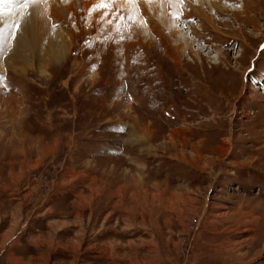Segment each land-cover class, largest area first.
Here are the masks:
<instances>
[{
  "label": "rangeland",
  "instance_id": "obj_1",
  "mask_svg": "<svg viewBox=\"0 0 264 264\" xmlns=\"http://www.w3.org/2000/svg\"><path fill=\"white\" fill-rule=\"evenodd\" d=\"M1 1L0 264H264V0Z\"/></svg>",
  "mask_w": 264,
  "mask_h": 264
},
{
  "label": "bare ground",
  "instance_id": "obj_2",
  "mask_svg": "<svg viewBox=\"0 0 264 264\" xmlns=\"http://www.w3.org/2000/svg\"><path fill=\"white\" fill-rule=\"evenodd\" d=\"M14 2H16V0H13ZM98 2V4L101 3V0H96ZM193 1L195 0H183V3L187 4V7L191 13V11H193V13L195 12V14L198 15V18L203 20L204 18V21L205 19L208 20V21H211V18L210 16H206L205 13V10H218L219 12L221 11V8L220 6H218L217 4H219V2H222V0H213V1H209V0H198V3H195L193 5ZM2 3V1L0 0V4ZM68 3V1H67ZM112 3V2H111ZM258 3L260 4V2L258 1ZM8 5V2L6 3ZM43 4V3H42ZM42 4L41 3H37V4H30L27 8H22L21 6L15 10L14 12L11 11V13H20L21 15H19L18 17L16 18H13L10 19V17H8V15H4L5 17L7 18H4V23H5V26H9L11 23H13L12 21L13 20H16L17 23H19V30L21 32V36L19 34H17L16 37V41L18 42L20 39H23L26 35V32L25 30L28 29L30 27V24H28L30 21L32 23V21H38L39 20V14H40V11H41V8H42ZM61 5H64V2L62 1L60 3ZM198 4V5H197ZM256 4V2H255ZM6 5V6H7ZM130 4H129V1L128 0H124L123 3H122V7H128ZM160 5H161V9H162V14H163V17L165 19H168L169 20V17L170 15V12L172 14L171 17H173L175 13H177L176 15H178V13H180V11L178 10V7L180 6L179 4V0H175V2H170V0H161L160 1ZM92 6V5H91ZM256 6L258 7V5L256 4ZM69 7V6H68ZM108 7H98V10L97 12H93L92 15L89 17L88 16V19L89 20H92L95 21L96 19L99 18V12H101V14H104L105 11L107 10ZM90 9V7H89ZM92 9V8H91ZM129 9V8H128ZM151 9V8H150ZM130 10V9H129ZM223 11V10H222ZM189 13V15H190ZM192 14V13H191ZM210 14V12H209ZM90 15V13H89ZM10 19L9 20H6V19ZM185 18V17H184ZM171 20V19H170ZM169 22V21H168ZM39 23V22H38ZM209 24V23H208ZM43 25V23H42ZM42 25L40 26V31H39V34H41V30H42ZM165 25V24H164ZM14 25H12V28H13ZM5 27V28H6ZM175 28L174 24L173 23H167V29L170 30V37H174L175 35L179 37L180 41L182 42V44L184 43L185 44V36H189L190 33H185L183 29H180V28H177L178 30L175 32L173 29ZM172 29V30H171ZM180 31V32H179ZM182 31V32H181ZM24 35V36H22ZM11 37V35H9ZM10 43V42H9ZM193 51H197V50H194ZM218 62L217 61H213L212 64L213 65H216Z\"/></svg>",
  "mask_w": 264,
  "mask_h": 264
},
{
  "label": "snow or ice",
  "instance_id": "obj_3",
  "mask_svg": "<svg viewBox=\"0 0 264 264\" xmlns=\"http://www.w3.org/2000/svg\"><path fill=\"white\" fill-rule=\"evenodd\" d=\"M44 2V0H23V3L21 4L22 8H27L30 4H37V3H41ZM111 2L112 0H101V3L98 4L95 7H111ZM129 2H134V0H129ZM170 2H175V0H170ZM91 12V10H90ZM105 16L108 15L107 12L104 13ZM175 16V14H173ZM113 16H115V13H113ZM128 20H132L133 16L130 14L127 17ZM121 21L125 20V17H121L120 18ZM17 25H14L13 27H16ZM119 26V22H117V27ZM53 27H55V25H53ZM11 48V44L4 38L3 32H0V58H2L3 56L7 55V52L10 50Z\"/></svg>",
  "mask_w": 264,
  "mask_h": 264
},
{
  "label": "crops",
  "instance_id": "obj_4",
  "mask_svg": "<svg viewBox=\"0 0 264 264\" xmlns=\"http://www.w3.org/2000/svg\"><path fill=\"white\" fill-rule=\"evenodd\" d=\"M3 238H4V235L0 234V252L7 250V247H8L7 241L3 243V240H2ZM4 240H5V238H4ZM262 247H264L263 244H262Z\"/></svg>",
  "mask_w": 264,
  "mask_h": 264
}]
</instances>
